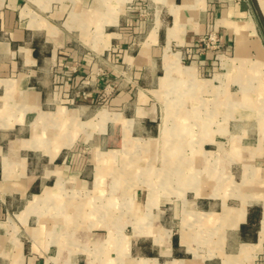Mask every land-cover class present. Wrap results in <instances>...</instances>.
<instances>
[{
	"label": "crops",
	"instance_id": "0c3cea01",
	"mask_svg": "<svg viewBox=\"0 0 264 264\" xmlns=\"http://www.w3.org/2000/svg\"><path fill=\"white\" fill-rule=\"evenodd\" d=\"M246 24L264 51V0H0V264H264V119L242 85L262 108L264 87L245 37L236 54ZM210 27L232 57L184 64ZM215 90L248 109L236 119L255 121L256 143L229 144L217 188L206 190L217 159L203 149L201 165L195 151L157 174L173 186L197 172L192 197L156 192L140 165L153 140L193 136L200 120L222 147L207 125ZM196 227L216 236L213 254H199Z\"/></svg>",
	"mask_w": 264,
	"mask_h": 264
},
{
	"label": "rangeland",
	"instance_id": "374dc122",
	"mask_svg": "<svg viewBox=\"0 0 264 264\" xmlns=\"http://www.w3.org/2000/svg\"><path fill=\"white\" fill-rule=\"evenodd\" d=\"M141 14H147L148 10L147 7H139ZM251 28L250 24H248V29ZM247 29V30H248ZM236 31V54H237V46H238V40H239V32ZM223 31L221 29L215 28V27H210L203 32H200L198 36L196 37L195 41L192 43L190 50L188 53H185L183 56V63L184 64H189L190 61L192 60H201L207 55L212 56V60H214V57H216L219 54L222 53H230V56L232 57L233 55V40L228 42L226 36L224 35ZM238 38V39H237ZM246 40H251L245 37ZM254 39V38H252ZM252 49V48H251ZM254 50V49H253ZM255 52V50H254ZM189 55V56H188ZM188 56V57H187ZM254 61L253 64L256 67L258 65L257 61V56L256 52L253 54ZM254 67V68H255ZM255 70L260 74L259 76L261 77L260 79L262 80V85L264 87V65H259ZM243 87V85H242ZM231 92L235 91L237 87L235 85H231ZM230 90V89H229ZM242 92L244 93V97L247 99V101L250 103L249 107L250 110L254 113V116L257 118L258 121L261 123L263 122L264 119V108L262 107H256L254 104L252 106L251 101L248 98L247 92H244L242 88ZM247 94V96L245 95ZM206 97L207 95L204 93L203 95ZM253 96V94H252ZM208 98H212L213 105H215V114L213 117V121L211 124H207L210 128L216 129V134H215V140L214 142L219 141H224L223 145L221 148H218L213 142L207 141L208 138L205 135H202V129L204 128V124L199 121H197L196 124L193 125V136H187L186 133H183L180 136L177 137H170L168 139H157L153 140L151 142V150L150 152L140 159V165H144L147 163H150L152 166V170H150V175L151 179V184H153V189L157 191H164L167 190L169 192H173V190H177V193L180 195H187L188 197L193 196V192H190L189 190V184L186 181L187 178H191L190 175L196 174L197 172L193 171H188L185 170L183 171V184H180L178 181H175L173 186L170 184V182H166V185H161L159 186L158 183L156 182L157 179V174L161 173V170L159 168L164 167V166H172L175 165V163H179L183 167L190 163V161L195 159V151L197 152L198 156H196L197 161L200 162V165L203 163V159H206L205 156H202L201 151L203 149H206L208 151L213 150L215 151V158L217 159L215 161V170L212 172V176L210 178L209 186H206V190L212 188L213 183L215 187L217 188L218 186V181L222 177L224 173H230V170L226 169V163L228 161V154H225L224 150L229 149V144L233 143L236 140H241L243 139L244 136H249L246 139H243L241 142L242 144L246 142L250 143H256V123L254 120L251 118H247L246 120L244 119H236L238 115L243 114L245 111L247 112L248 109L244 110L241 107L231 105L225 100H220L222 98V95L218 93L216 90L213 92H209ZM201 111V110H200ZM261 111V112H260ZM222 116H225L226 120H222ZM222 120V121H221ZM262 120V121H261ZM206 125V124H205ZM173 126V125H170ZM175 126V125H174ZM218 128H223L227 129L234 135V137H230L228 134L224 135L223 132L219 133L217 131ZM236 135V136H235ZM241 136V138H239ZM204 137V138H203ZM251 137V138H250ZM207 138V139H206ZM239 138V139H238ZM264 142V141H263ZM264 147V144H263ZM190 152H194L191 153ZM86 153V152H85ZM84 153V154H85ZM167 159V161H164ZM207 160V159H206ZM205 160V161H206ZM204 166V165H203ZM225 168V169H224ZM200 172H198L200 179L206 178L207 172L204 170V167L201 168ZM135 178H141L143 176L142 172H135ZM168 174H172L174 177L175 172H168ZM156 175V176H155ZM199 179V180H200ZM231 183H233V179L231 177ZM205 181V180H204ZM141 183V182H140ZM143 183V182H142ZM146 183V182H144ZM222 186L220 187L221 190ZM181 190V191H180ZM107 205V204H106ZM111 207H115L116 204H111ZM110 237V236H109ZM105 238V246H107L108 251L112 250L111 248L114 247V243L112 239H108V236H104ZM194 241L198 243V246L200 247L201 250H199L200 255H206V254H213V251L207 250L208 247H212L215 245V238L216 236L213 234L208 233V231L204 228H197L196 227V232L193 234ZM207 248V249H206ZM113 252V251H112Z\"/></svg>",
	"mask_w": 264,
	"mask_h": 264
},
{
	"label": "bare ground",
	"instance_id": "6f19581e",
	"mask_svg": "<svg viewBox=\"0 0 264 264\" xmlns=\"http://www.w3.org/2000/svg\"><path fill=\"white\" fill-rule=\"evenodd\" d=\"M247 29H248V24H246L244 27H238V29H237V31L239 32V40H238L239 42H238V46H237V55L241 54L243 52V50L245 49L244 37L246 36L245 31H247ZM249 44H250V47L255 49V51L257 52L256 53L257 54V61H258L257 66H259L260 64L264 65V51H263V48H262L261 44L259 43V41L257 39H251L249 41ZM257 66L255 68H257ZM245 95L247 96L246 93H245Z\"/></svg>",
	"mask_w": 264,
	"mask_h": 264
}]
</instances>
